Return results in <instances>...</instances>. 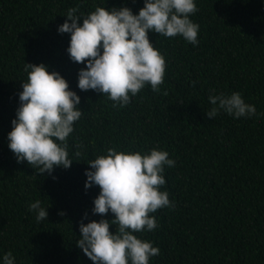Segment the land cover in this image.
Returning a JSON list of instances; mask_svg holds the SVG:
<instances>
[{"label":"trees","instance_id":"trees-1","mask_svg":"<svg viewBox=\"0 0 264 264\" xmlns=\"http://www.w3.org/2000/svg\"><path fill=\"white\" fill-rule=\"evenodd\" d=\"M194 2L198 45L149 31L166 61L164 83L114 107L107 95L78 88L86 65L70 59V33L58 26L69 8L77 15L96 6L136 14L144 0H0V264L9 251L14 264H93L76 244L80 223L101 219L91 211L99 187L85 189V169L109 147L141 154L158 148L175 161L165 166L160 189L175 207L151 214L154 230L133 233L160 249L149 264H264V0ZM25 63L57 71L80 97L83 113L67 138L74 160L51 174L18 163L8 147ZM233 91L257 114L236 118L221 110L209 118L208 97ZM36 200L46 220L29 209Z\"/></svg>","mask_w":264,"mask_h":264},{"label":"clouds","instance_id":"clouds-1","mask_svg":"<svg viewBox=\"0 0 264 264\" xmlns=\"http://www.w3.org/2000/svg\"><path fill=\"white\" fill-rule=\"evenodd\" d=\"M197 11L194 0H144L136 14L128 7L96 6L87 15H77L78 8H69L58 32L70 33L69 57L86 65L78 71V88L107 95L114 107L128 105L146 85L158 92L167 65L148 33L168 38L179 35L198 45L199 25L190 19ZM24 71L27 81L21 82L8 147L18 163L26 161L41 175L51 174L54 166L69 168L74 159L69 158L67 138L83 113L78 107L80 97L60 73L49 72L43 63H25ZM208 99L213 107L206 114L211 119L221 110L236 118L257 114L255 106L246 103L237 91L210 95ZM75 155L79 156V151ZM86 163L90 168L85 169L84 187H99L91 211L101 219L80 223L77 246L93 264H149L160 249L133 233L154 230L158 223L151 214L175 207L168 192L160 190L166 183L165 166L174 167L175 161L158 148L141 154L109 147L106 154ZM29 209L35 211L37 221L46 220L48 213L39 200ZM109 212L112 219H104ZM110 224L117 226L114 233L109 230ZM3 262L14 264L11 251L4 255Z\"/></svg>","mask_w":264,"mask_h":264}]
</instances>
